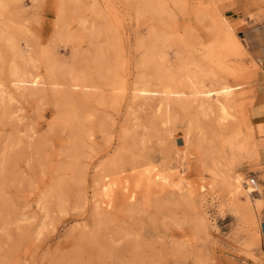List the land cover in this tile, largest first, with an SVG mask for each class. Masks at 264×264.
Masks as SVG:
<instances>
[{"label": "rangeland", "instance_id": "rangeland-1", "mask_svg": "<svg viewBox=\"0 0 264 264\" xmlns=\"http://www.w3.org/2000/svg\"><path fill=\"white\" fill-rule=\"evenodd\" d=\"M0 6V264H264V0ZM150 23L164 58H145L136 41ZM6 34L29 55L15 57ZM227 37L239 55L216 54ZM13 57L40 73V91L11 84ZM197 70L206 86L233 85L232 119L199 111L187 78ZM139 77L152 92L133 94ZM173 82L183 99L165 121L155 106Z\"/></svg>", "mask_w": 264, "mask_h": 264}, {"label": "bare ground", "instance_id": "bare-ground-1", "mask_svg": "<svg viewBox=\"0 0 264 264\" xmlns=\"http://www.w3.org/2000/svg\"><path fill=\"white\" fill-rule=\"evenodd\" d=\"M33 1H37V0H33ZM0 10H1V8H0ZM0 12H2V11H0ZM222 26L226 30H229L230 27H232V22L228 18L222 17ZM92 28H96V27L92 26ZM97 28H98V26H97ZM0 29H3L2 26L0 27ZM5 29H3V30H5ZM98 29H97V32H98ZM144 30H143V33H140L141 31H139L140 34L136 35L137 36V40L136 41H137V43H138V45L140 47L144 48L143 50H144L145 58H147V57H149L151 55H156V53L161 58L166 57L165 53L161 50V47L159 46L160 41L162 40V31L160 30V28L158 29V27L156 25L150 23L149 26H147V29L145 30V32H144ZM92 32H93L94 35L91 36V37H95V35L97 33H94L95 32L94 29H93ZM92 32L90 34H92ZM2 33L5 34L6 31L5 32L2 31ZM226 36H228V35H226ZM230 36H232V33L230 34ZM7 37H8V35H7ZM11 37L15 38L14 36H11ZM3 38L5 39L6 37H3ZM13 38H12V40L9 39V37L7 39L9 41L10 45L7 43L6 40H5L6 41L5 43L7 44V46H11V49L9 47L10 50H12V48H13L14 51L13 50L12 51H13L14 56L18 57V59H20V61H21L22 55L25 54L27 56V55H29V53L27 52L28 53L27 54L26 50H24V49L21 50V48L17 45L18 42L15 41V42H17V43H15ZM227 39H228V37H227ZM235 39H236V37H235ZM236 40H238V39H236ZM224 42L225 41L223 40V43ZM226 42H227V44L224 43L225 44L224 46H223V43H221V45H222L221 47L218 46L220 49H217L218 51L216 50V54H221L222 55V53L224 54V52H226V53L228 52V53H230V55H231V53H235L234 55H239V54H236V53L238 51H240L239 50L240 44H238V42H236L233 38L226 40ZM240 54L242 55L243 53L241 52ZM15 57H13L14 59L10 62V64H8L5 67H3V71H5V73L9 76L11 84L17 90H24L25 92L27 91L28 93L34 91V93H37L36 91L39 90L38 88L44 87L43 85H45L44 81L42 80V77H41L40 73L39 72H28V71H26L21 66L22 62H20L21 65L18 64L19 61H18L17 58L15 59ZM23 57H25V56H23ZM25 61H26V58H25ZM25 63H23V64H25ZM28 63H29V61H28ZM48 65H51V64L49 63ZM98 65L102 66V69H103V71L101 69V71H102L101 75H102V73L105 71V68H103L104 64L101 65V63L99 61L97 66ZM183 67L184 66H181V69H184ZM54 68H55V66H54ZM99 68L100 67H98V70H99ZM197 69L203 70V68L200 67L199 64H198ZM51 70H52V68H51ZM47 71L49 72V69L46 68V74L48 73ZM55 71L56 70L52 71V72H54L53 74H51V72H49L48 74H50V76H52V75L55 74ZM57 73H56V75H57ZM99 73H100V71L98 72V74ZM105 73H106V71H105ZM107 74H108V72L106 73V76H107ZM50 76H49V78H50ZM57 76L55 77L54 80H58V79H56ZM99 76H100V74H99ZM52 77H51V79H52ZM101 77H103V76H101ZM187 78L189 79L190 86L192 87L191 94L196 96V97H198L197 98V107H198L199 111H201L203 113L214 114L215 121L218 124H223L227 119H232L234 117V114L231 112V108H232V106H234L233 105L234 104V102H233L234 100H233V97H232V95H234L233 94L234 93L233 85L227 84L225 82H218L217 81V83L215 85H211L212 87L206 86L203 82L199 81V79H198V70L197 71H191L189 74H187ZM140 79H141V77H139L135 81L134 87L132 89L133 90V94L134 95H146V94L152 92V90H149L146 87V85H145L146 83L145 82H143V81L140 82ZM82 81H84V80H82ZM139 82H140L141 85H139ZM55 83L56 82H53V80H52L51 81L52 85H50L49 83L48 84H49V86H53V85H55ZM78 84H80V82ZM78 84L73 82V86H75L77 88L78 87L80 88V86H78ZM2 86H3V84L0 81V100L3 99L4 96H5L4 95V91L2 89ZM88 86H89L88 84L87 85H83L82 84L81 89H82V87L83 88H85V87L88 88ZM43 89H45V88H43ZM40 90H41V88H40ZM42 92H44V91H42ZM159 92H160V95H159V98H158L156 106H155V111H156V113H160V111H162L163 112V116H165V121H169L170 118H169L168 112L170 110V106H171L173 101H176V103H177L182 98V95L180 94L181 92L177 91V85L174 82L173 83H169V84H167L165 86H162L161 89L159 90ZM11 98L12 97L9 95V99H11ZM189 99H191V98H187V100H189ZM191 124H192V121L190 120L189 121V126H191ZM90 133L88 132L89 136L91 135ZM84 135H87V134H84ZM84 135H83V138H84ZM77 136L78 135H75L74 139L75 140L76 139L79 140L81 143L80 142H76V143H80V145L81 144L83 145L84 141H82L83 140L82 136L80 135L78 138H76ZM87 136H86V138H88L87 140L89 141V137H87ZM81 138H82V140H81ZM85 142H87V141L85 140ZM219 164L220 163H218V162H213V165L216 168L215 171H217L221 175V180L223 182H225L226 184H228L229 188H231L233 191H237V190L241 189L242 194L244 196H248L250 194L251 190H252L251 185H249L247 183V181H245V180L241 181L242 179L240 180V177H238V176L232 177V175L230 173L223 172V171L219 170V168H218ZM161 180L164 181V182L170 181L169 174H167V173L164 174L162 176ZM175 187L177 188V190L179 192H182L183 188L187 187L186 179H184L182 176L178 177L177 185ZM45 193H47V191ZM45 198H47V196ZM42 200H43V198H42ZM39 203L40 202H38V204ZM41 227H42V225H41ZM35 232H36V230H35ZM40 233H41L40 228H38V230L36 232V235H39Z\"/></svg>", "mask_w": 264, "mask_h": 264}, {"label": "built area", "instance_id": "built-area-1", "mask_svg": "<svg viewBox=\"0 0 264 264\" xmlns=\"http://www.w3.org/2000/svg\"><path fill=\"white\" fill-rule=\"evenodd\" d=\"M254 179L253 177H250V183L253 184L254 183Z\"/></svg>", "mask_w": 264, "mask_h": 264}, {"label": "crops", "instance_id": "crops-1", "mask_svg": "<svg viewBox=\"0 0 264 264\" xmlns=\"http://www.w3.org/2000/svg\"><path fill=\"white\" fill-rule=\"evenodd\" d=\"M264 156V155H263Z\"/></svg>", "mask_w": 264, "mask_h": 264}]
</instances>
